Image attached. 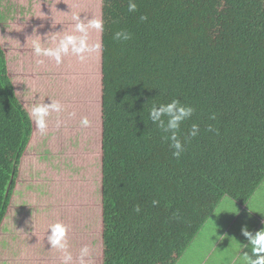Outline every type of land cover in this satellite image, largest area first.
<instances>
[{"label":"trees","instance_id":"trees-1","mask_svg":"<svg viewBox=\"0 0 264 264\" xmlns=\"http://www.w3.org/2000/svg\"><path fill=\"white\" fill-rule=\"evenodd\" d=\"M136 3L102 4L103 264H175L223 198L245 205L264 180V0ZM173 99L195 109L180 138L200 127L179 158L149 119ZM32 135L0 43V227Z\"/></svg>","mask_w":264,"mask_h":264},{"label":"rangeland","instance_id":"rangeland-1","mask_svg":"<svg viewBox=\"0 0 264 264\" xmlns=\"http://www.w3.org/2000/svg\"><path fill=\"white\" fill-rule=\"evenodd\" d=\"M1 1L0 6H10L13 13L12 18L6 9L0 8V43L19 99L39 92L46 103L51 98L61 101L65 111L49 117L46 135H41L33 123V135L0 227V264H61V253L50 249L47 241L46 219L51 224L62 221L69 226L73 264H79V250L84 245L91 249L90 264H103L102 32L90 34L91 42H99L101 50L83 63L68 56L57 66L54 60L35 57L30 47L33 34L43 37L50 31L63 30L60 35L70 32L75 14L82 19L102 18L103 0ZM27 38L29 44L25 45ZM40 59L43 64L37 63ZM84 117L89 119V127L81 126ZM35 188L41 192L28 194ZM261 193L264 194V185L248 203L261 205ZM228 202L232 200L226 197L221 208L230 209ZM232 206L240 208L237 204Z\"/></svg>","mask_w":264,"mask_h":264},{"label":"clouds","instance_id":"clouds-1","mask_svg":"<svg viewBox=\"0 0 264 264\" xmlns=\"http://www.w3.org/2000/svg\"><path fill=\"white\" fill-rule=\"evenodd\" d=\"M137 10L136 0H128V11L136 12ZM11 12V9L7 8L8 16L13 18V13ZM139 19L145 21L148 17L141 15ZM72 21L74 22L72 30L65 32L63 35H60L63 30L50 31L43 37L39 34L31 35L35 37L30 41L33 55L54 60L55 64L59 66L64 63V58L68 56H75L83 63L94 54L99 53L101 44L99 42H91L90 34L93 31L99 33L104 30L102 18L96 16L88 18V16H85L82 19L80 14H75L72 16ZM28 38L25 45L29 44ZM113 38L116 41H127L132 38V34L127 30L121 29L114 33ZM37 63L43 64L44 60H37ZM37 94L39 92H36L32 97L26 95L21 102L28 121L34 123L36 130L41 135H46L49 128V117L53 113L58 115L63 113L65 106L61 101L54 100L51 97V102L46 103L45 99H40V94L38 97ZM194 112L195 109L192 106L182 103L179 99H173L167 103L153 104L149 110V119L164 134L162 138L169 142L174 157H181L186 150L187 139L194 138L199 134L200 127L194 123L191 126L188 137L184 140L180 138L182 124L189 120ZM212 118H215L214 115ZM60 124L61 121L58 119L56 126L59 127ZM80 124L82 127H89L90 121L87 117H84ZM211 130L212 128L209 126V131ZM158 203L156 200L153 201L154 205ZM135 210L140 212L139 206ZM241 231L248 241L247 244H242L245 246L244 248L250 250L243 251L240 255L241 264H264V228L256 231L255 234L249 231L247 226L243 227ZM46 238L51 246L50 249H55L61 253V264H73L74 257L70 251L69 226L66 223L57 221L49 225ZM236 247L239 248L240 245H236ZM90 257V247L88 245L82 246L79 250V264H90Z\"/></svg>","mask_w":264,"mask_h":264},{"label":"crops","instance_id":"crops-1","mask_svg":"<svg viewBox=\"0 0 264 264\" xmlns=\"http://www.w3.org/2000/svg\"><path fill=\"white\" fill-rule=\"evenodd\" d=\"M0 2L2 1L0 0ZM0 8L7 10L9 6H0ZM263 185L264 180L256 191L262 188ZM39 192L41 191L35 188L34 192L28 194H38ZM229 198L232 200V202H228L230 209L221 208V203H219L215 212L205 222L199 233L175 264H241L240 255L242 252L250 251L244 248L243 244H247L248 241L242 235L241 230L247 226L248 230L255 234L256 231L264 228V194L261 193L258 197L261 204L258 207L253 205L252 201L250 203L248 201L245 206L233 198ZM235 203L240 205V208L238 206L234 208L232 205H236ZM39 205L45 207L43 203H39ZM220 208L222 210L217 212ZM233 211L238 212L234 213ZM239 216H242L243 219L239 220ZM49 225H51V222L48 219L44 220V226L48 227ZM40 231L45 233L46 229H40ZM236 245H240V247L237 248Z\"/></svg>","mask_w":264,"mask_h":264}]
</instances>
